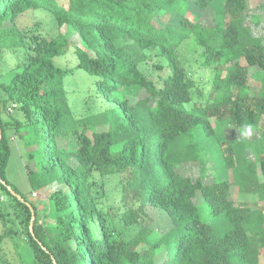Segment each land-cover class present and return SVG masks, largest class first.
<instances>
[{
	"label": "trees",
	"instance_id": "trees-1",
	"mask_svg": "<svg viewBox=\"0 0 264 264\" xmlns=\"http://www.w3.org/2000/svg\"><path fill=\"white\" fill-rule=\"evenodd\" d=\"M31 10L78 33L77 68L94 77L97 100L110 108L74 117L65 87L73 69L54 63L68 40L28 42L18 19ZM248 10L249 0H0V57L32 52L0 84V193L8 198L0 202V252L14 235L13 216L36 264H260L264 40ZM188 42L190 56L181 58ZM151 49L167 63L158 80L140 68ZM199 70L211 74L204 84L194 78ZM13 104L21 117L8 113ZM233 130L239 138L228 137ZM12 135L31 190L53 189L43 225L38 204L7 177ZM194 168L197 176L184 173ZM96 175L118 179L120 213L99 206ZM232 191L251 203L236 205ZM120 227L137 232L128 240Z\"/></svg>",
	"mask_w": 264,
	"mask_h": 264
},
{
	"label": "rangeland",
	"instance_id": "rangeland-1",
	"mask_svg": "<svg viewBox=\"0 0 264 264\" xmlns=\"http://www.w3.org/2000/svg\"><path fill=\"white\" fill-rule=\"evenodd\" d=\"M61 3H66L67 0H59ZM191 11L194 14H200L201 11L194 5L191 7ZM249 14L256 16L260 20L259 25H254L252 19H249V24L252 27V32L255 36H258L264 40V0H249ZM193 19L194 16H191ZM18 26L27 35L28 42H31L32 38L41 37L47 40H54L59 36H63L68 40L69 50L67 54L54 59L56 66L61 68L73 69L65 79V87L68 94L69 102L72 108V113L75 118H82L93 113L101 112L110 108V104L105 101L97 100L94 77L77 68L78 59L75 56V48L81 46V39L78 33L72 30L69 26H58L53 17L43 10H31L22 14L18 19ZM192 46L190 42L184 44L179 51L181 58L190 56ZM31 51L26 49L19 53L6 52L5 55L0 57V84H9L13 77V69L18 68L27 61ZM145 56V55H144ZM192 57V56H191ZM167 65L164 58L159 54L157 50H148L146 52L145 59L140 64V68L152 79L158 80L165 77V66ZM210 72L206 70H199L195 72L194 78L201 84L206 83L211 77ZM95 95V96H94ZM21 113L16 111L14 117H21ZM5 119H11L10 116L4 115ZM15 137V136H14ZM228 137L231 139L239 138L240 135L237 131L233 130L228 133ZM12 143L16 146V149L22 151V147L16 137ZM207 168L210 175H213V163L209 158L207 162ZM184 173L190 175H198V169L192 170L186 169ZM7 177L9 181L15 185L29 200L39 206V222L41 225L44 223L45 213L48 210V198L51 195L53 189L46 188L40 192H33L30 187L28 176L23 167V163L17 155L11 157ZM94 185V196L97 198V202L100 207L105 208V211H111L112 213H120L123 210V204L121 203V195L118 187V179L116 177H101L99 175L94 176L92 179ZM231 197L235 198L236 205L250 202L246 197L236 198L235 193L231 192ZM0 202L7 203L8 198L0 193ZM254 202V201H252ZM251 203V202H250ZM7 223V228H12L13 237L6 240L5 252H0V264H36L33 249L27 242L25 228L21 227L18 222L12 224L14 217L11 216ZM46 223H52L53 219L50 217ZM124 236L130 240L134 237L137 229H123ZM5 228L0 223V234L3 233ZM139 251H144L146 248L143 245H139ZM260 264H264V248L260 250Z\"/></svg>",
	"mask_w": 264,
	"mask_h": 264
},
{
	"label": "water",
	"instance_id": "water-1",
	"mask_svg": "<svg viewBox=\"0 0 264 264\" xmlns=\"http://www.w3.org/2000/svg\"><path fill=\"white\" fill-rule=\"evenodd\" d=\"M1 140H2V130L0 129V143H1ZM0 182H1V179H0ZM7 188L8 190L11 192V194L13 196H15L16 198H18L21 202L25 203L26 201L18 194L16 193L10 186L7 185ZM30 206V205H29ZM30 209H31V212H32V217H31V222H30V232L32 234V236L35 238V233H34V222H35V219H36V216H35V212L32 208V206H30Z\"/></svg>",
	"mask_w": 264,
	"mask_h": 264
},
{
	"label": "crops",
	"instance_id": "crops-1",
	"mask_svg": "<svg viewBox=\"0 0 264 264\" xmlns=\"http://www.w3.org/2000/svg\"><path fill=\"white\" fill-rule=\"evenodd\" d=\"M17 107V106H16ZM16 108L13 110V112L12 113H10V114H15L16 113ZM16 138V136L14 137V135H12V139H11V141H13L14 139ZM12 146H13V153H12V156H13V154L14 155H17L19 158H20V160H21V162L23 163V167H24V170H25V172H26V175H27V171H26V167H25V162H24V158H23V151H20L19 149H16V146L14 145V143H12ZM9 166V165H8ZM7 172H8V168H7Z\"/></svg>",
	"mask_w": 264,
	"mask_h": 264
},
{
	"label": "built area",
	"instance_id": "built-area-1",
	"mask_svg": "<svg viewBox=\"0 0 264 264\" xmlns=\"http://www.w3.org/2000/svg\"><path fill=\"white\" fill-rule=\"evenodd\" d=\"M16 108V105H12L9 109H8V113H12L13 110Z\"/></svg>",
	"mask_w": 264,
	"mask_h": 264
},
{
	"label": "clouds",
	"instance_id": "clouds-1",
	"mask_svg": "<svg viewBox=\"0 0 264 264\" xmlns=\"http://www.w3.org/2000/svg\"><path fill=\"white\" fill-rule=\"evenodd\" d=\"M243 135H250L251 133L247 131V129H242L241 130Z\"/></svg>",
	"mask_w": 264,
	"mask_h": 264
}]
</instances>
